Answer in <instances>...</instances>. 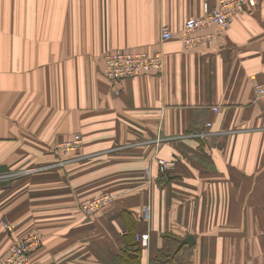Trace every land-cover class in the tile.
I'll use <instances>...</instances> for the list:
<instances>
[{"label":"crops","instance_id":"1","mask_svg":"<svg viewBox=\"0 0 264 264\" xmlns=\"http://www.w3.org/2000/svg\"><path fill=\"white\" fill-rule=\"evenodd\" d=\"M220 1L0 0V264L31 235L33 264H119L129 227L148 235L139 264L261 262L264 0L203 31L210 44H181L185 22ZM163 30L173 37L161 42ZM114 51H160L163 72L111 83ZM76 134L82 148L57 165ZM156 158L174 169L162 175Z\"/></svg>","mask_w":264,"mask_h":264},{"label":"built area","instance_id":"2","mask_svg":"<svg viewBox=\"0 0 264 264\" xmlns=\"http://www.w3.org/2000/svg\"><path fill=\"white\" fill-rule=\"evenodd\" d=\"M255 4V0H222L218 7L213 10H209L205 6L201 17L185 22L184 28L180 33L183 49L190 51L210 44L213 35L205 34L203 31L213 28L217 32L216 34H221L234 18L246 14L248 9L253 8ZM172 37L173 35L167 30L161 32V42L170 40ZM163 68L164 58L160 51L153 54L114 51L103 57V75L106 80L115 84L137 75H160L163 72ZM254 93L257 100L264 102V82L255 85ZM115 94H117V91ZM217 110L214 109L215 112ZM207 126H210V124ZM198 136L204 137L205 134L201 133ZM82 145L83 138L79 134L74 135L68 141L58 144L55 150L59 158L57 165L64 166L71 155L80 151ZM154 160L157 162L161 173L174 169L175 164L173 162L157 158ZM113 200V196L104 195L81 204L80 211L84 215L94 213L105 204L112 203ZM149 211V207L143 209V219L147 220L149 218ZM5 229L12 233L15 227L6 224ZM136 241L145 249L148 246V235L141 234L136 237ZM40 246L41 237L38 235H31L21 240H16L2 264H33L32 254ZM259 264H264V258Z\"/></svg>","mask_w":264,"mask_h":264},{"label":"trees","instance_id":"3","mask_svg":"<svg viewBox=\"0 0 264 264\" xmlns=\"http://www.w3.org/2000/svg\"><path fill=\"white\" fill-rule=\"evenodd\" d=\"M163 175V173H161ZM166 174V173H164ZM124 216L127 214H123ZM136 235L135 231L132 227H129L128 231L123 236V245L124 250L122 252V255L120 256V263L119 264H139L140 263V255L142 254V247L138 243V241L135 240ZM165 239L168 240L169 243V237L166 235ZM172 242V239H171ZM171 244V243H170ZM178 244L176 240L173 241V245L170 246L171 252H177ZM171 253V254H172ZM169 252L161 251L158 254L157 260L161 258H168Z\"/></svg>","mask_w":264,"mask_h":264},{"label":"water","instance_id":"4","mask_svg":"<svg viewBox=\"0 0 264 264\" xmlns=\"http://www.w3.org/2000/svg\"><path fill=\"white\" fill-rule=\"evenodd\" d=\"M193 244H194V238L192 236H187L186 238H184L179 242L177 249L178 250L181 249L184 245L191 247Z\"/></svg>","mask_w":264,"mask_h":264},{"label":"rangeland","instance_id":"5","mask_svg":"<svg viewBox=\"0 0 264 264\" xmlns=\"http://www.w3.org/2000/svg\"><path fill=\"white\" fill-rule=\"evenodd\" d=\"M106 195H109V194H106ZM92 201V200H91ZM87 202H90V201H87ZM87 202H85V203H87ZM83 204V203H82ZM79 210H80V207H79ZM95 212H97V211H95Z\"/></svg>","mask_w":264,"mask_h":264}]
</instances>
